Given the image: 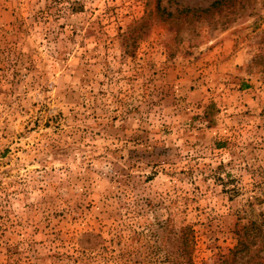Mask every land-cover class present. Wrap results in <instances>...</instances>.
<instances>
[{
  "label": "rangeland",
  "instance_id": "1",
  "mask_svg": "<svg viewBox=\"0 0 264 264\" xmlns=\"http://www.w3.org/2000/svg\"><path fill=\"white\" fill-rule=\"evenodd\" d=\"M0 264H264V0H0Z\"/></svg>",
  "mask_w": 264,
  "mask_h": 264
},
{
  "label": "trees",
  "instance_id": "2",
  "mask_svg": "<svg viewBox=\"0 0 264 264\" xmlns=\"http://www.w3.org/2000/svg\"><path fill=\"white\" fill-rule=\"evenodd\" d=\"M215 3H216V2H213L212 4H215ZM186 10H187V9H186ZM192 10H193L192 13H195V12H194L195 10H194V9H192ZM187 11H189V10H187ZM240 244H242V240H241V243H239V245H240ZM243 245H244V244H243ZM237 250H239V249L237 248V249L235 250V252H237ZM235 254H236V253H235Z\"/></svg>",
  "mask_w": 264,
  "mask_h": 264
}]
</instances>
